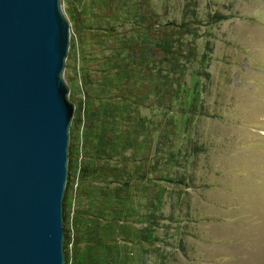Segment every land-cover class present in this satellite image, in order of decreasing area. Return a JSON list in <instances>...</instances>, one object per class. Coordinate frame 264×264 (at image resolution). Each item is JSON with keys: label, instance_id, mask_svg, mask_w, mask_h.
Wrapping results in <instances>:
<instances>
[{"label": "rangeland", "instance_id": "rangeland-1", "mask_svg": "<svg viewBox=\"0 0 264 264\" xmlns=\"http://www.w3.org/2000/svg\"><path fill=\"white\" fill-rule=\"evenodd\" d=\"M62 5L65 13L77 7L92 31L113 29L120 47L136 39L152 43L153 24L156 42L165 43L164 61L152 67L155 79L175 97L158 96L156 106L154 95L145 100L152 76L146 65L138 70L142 115L161 130L152 136L155 172L138 197L109 204L102 193L107 185L76 173L68 208L70 252L92 255L90 264H264V0ZM107 5L118 19H107ZM154 16L159 24L149 21ZM78 31L71 25V36L88 54L85 62L77 61L70 49L67 67L73 72L66 67L65 79L89 73L95 104L116 107L119 101L110 98L102 76L110 72H94L98 60ZM103 41L105 56H114L116 41ZM102 163L122 161L118 156ZM76 236L83 239L80 245Z\"/></svg>", "mask_w": 264, "mask_h": 264}, {"label": "water", "instance_id": "water-1", "mask_svg": "<svg viewBox=\"0 0 264 264\" xmlns=\"http://www.w3.org/2000/svg\"><path fill=\"white\" fill-rule=\"evenodd\" d=\"M71 38L62 0H0V264H66Z\"/></svg>", "mask_w": 264, "mask_h": 264}, {"label": "trees", "instance_id": "trees-1", "mask_svg": "<svg viewBox=\"0 0 264 264\" xmlns=\"http://www.w3.org/2000/svg\"><path fill=\"white\" fill-rule=\"evenodd\" d=\"M108 5L109 14H106L108 16L107 19H118L119 17H115L116 15L113 13L112 6L108 8ZM95 6L98 9L101 8L99 4H95ZM66 15L72 28L78 27L81 44L94 50L93 56L98 60L96 65L100 67L95 68L94 72H110L109 75H102L105 79L104 85L109 90L110 98L114 99V101H119V108L118 105L116 107L110 104L96 105L95 101L98 98L95 97V90L89 88V83L91 82L89 73L84 74L82 77L80 76V78L78 75L68 77L67 82L71 89L70 99L76 105V110L70 132L69 179L64 199L66 264H90L93 258L92 255L82 253L76 249L71 252L69 250L72 232L67 226L70 220L68 219L70 212L68 208L70 206V195L74 189L76 173L81 175L83 180L87 181L91 178L95 182L107 185L102 193L105 202L108 204L114 198L124 200V202H128L127 200L131 197L135 198L137 192L141 191L140 188L143 187L144 182L148 178L149 159H151V163L154 161L153 134L154 132L160 134L161 131L157 128L156 122L154 125L152 121H150V124H146L147 121L142 115L141 109L143 105L137 101L140 98L138 94L139 83H136L138 70L141 73L144 65H146V69L150 70L152 76V80H150L153 81L152 91L146 90L144 92L145 100H147L149 95H154L156 106L158 105V102L156 103L158 96L161 97L163 95L162 99L164 101H166V96L172 100L175 97H173L172 89H163L164 86L162 88L157 78L155 79L156 73L154 74L152 67L155 68L157 62L164 61L163 50L165 43L156 42V39L160 38V36L153 30V24L150 29L148 27V35L153 37L152 43L149 42L145 46L141 40L136 39L120 47L119 40L116 41L113 29L99 28L102 30L101 33L92 31L91 23L89 24L86 16L77 7H75V12L71 8L66 10ZM106 15L104 14V16ZM151 20L159 22L155 19V16L150 17L149 21ZM157 22L154 24H159ZM103 37L110 38L118 44L116 47H112L114 56H105V51L102 49L105 42ZM86 50L84 47L79 46L77 39L75 40L74 36H72L70 58L76 56L77 61L85 62L86 59L83 57L88 54ZM67 69L73 72L71 65ZM78 94L81 96L79 99L77 98ZM131 106L134 108H130ZM120 120L123 122L121 131H119L118 126ZM80 130H84L85 133L77 134ZM149 133L151 139H149V135L147 137ZM141 135H143V139L140 138ZM129 152L131 153L129 154ZM118 156L121 158V165L119 163L116 166L102 163L103 160L105 162L107 160L111 161L113 157ZM140 157L141 159H139ZM138 161H140L139 164ZM150 170H153L152 164L150 165ZM132 179L134 180L133 183H131ZM112 183L117 185L109 189ZM80 238L79 236L75 237L79 245L83 242V239Z\"/></svg>", "mask_w": 264, "mask_h": 264}, {"label": "crops", "instance_id": "crops-1", "mask_svg": "<svg viewBox=\"0 0 264 264\" xmlns=\"http://www.w3.org/2000/svg\"><path fill=\"white\" fill-rule=\"evenodd\" d=\"M149 124H150V121H149ZM154 135H155V132H154ZM155 137V136H154ZM149 139H150V135H149ZM154 149V148H153ZM153 155H154V150H153ZM139 159H141V157L139 158ZM154 162V161H153ZM153 162L151 163V159H149V171H148V178L146 179V181L148 180V182L149 181H151V176L153 175V172H155L154 171V169L153 170H150V165L151 164H153ZM140 163V161H138V164ZM146 181L144 182V184L143 185H145L146 184ZM150 187H149V192L151 191V185H149ZM141 189V191H142V187L140 188ZM145 190H147L148 191V189L146 188ZM141 191H139V192H137V197L140 195V192Z\"/></svg>", "mask_w": 264, "mask_h": 264}]
</instances>
